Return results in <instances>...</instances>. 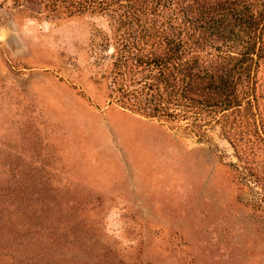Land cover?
<instances>
[{
  "label": "rangeland",
  "instance_id": "rangeland-1",
  "mask_svg": "<svg viewBox=\"0 0 264 264\" xmlns=\"http://www.w3.org/2000/svg\"><path fill=\"white\" fill-rule=\"evenodd\" d=\"M120 12L0 0V264H264V140L116 103Z\"/></svg>",
  "mask_w": 264,
  "mask_h": 264
},
{
  "label": "trees",
  "instance_id": "trees-1",
  "mask_svg": "<svg viewBox=\"0 0 264 264\" xmlns=\"http://www.w3.org/2000/svg\"><path fill=\"white\" fill-rule=\"evenodd\" d=\"M15 1L29 9L63 6L69 14L92 5L121 10L118 31L128 38L114 52L116 103L201 141L208 126L236 147L264 140L258 79L264 0Z\"/></svg>",
  "mask_w": 264,
  "mask_h": 264
}]
</instances>
